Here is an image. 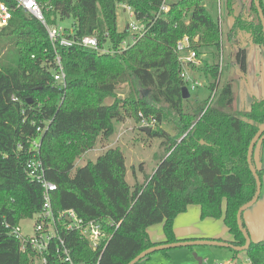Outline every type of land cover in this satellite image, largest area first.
I'll list each match as a JSON object with an SVG mask.
<instances>
[{"label": "trees", "instance_id": "obj_1", "mask_svg": "<svg viewBox=\"0 0 264 264\" xmlns=\"http://www.w3.org/2000/svg\"><path fill=\"white\" fill-rule=\"evenodd\" d=\"M37 1L48 24L72 18L75 36H93L97 47H52L42 24L21 10L0 31V39L10 40L17 55L15 66H0V264H33V252H21L10 234L21 220L41 210L42 189L25 170L32 159L41 161L45 178L56 185L52 211L73 210L85 222H98L109 236L103 250L93 252L79 234L61 233L76 264H96L98 257V264H128L157 245L146 233L155 224H163L162 244L180 241L173 222L192 205L199 208L201 219L223 217L229 243L243 246L236 213L255 193L246 153L264 120V99L252 102L248 110L227 113L233 94L225 82L215 105L207 107L206 99L184 111L177 42L187 37L198 57L204 49L220 47L218 22L203 0H178L166 12L159 11L162 0ZM0 2L13 6L11 0ZM125 6L148 30L122 48L130 35L126 27L118 30L117 12L126 13ZM235 6L236 0H225V12L233 19L228 40L243 35L264 49L253 0L248 10L256 22L245 8L236 12ZM57 56L64 84L53 79ZM235 60L245 72L243 48ZM190 68L209 77L208 90L214 88L217 62L204 60ZM108 99L112 102L105 104ZM141 117L172 127V133L159 127L144 132L160 140L161 152L154 155L156 168L151 175L143 174L142 182L136 177L133 185L127 182L125 156L118 147H107L94 161L75 167L82 154L114 135L115 123ZM254 169L261 178V169ZM53 246L49 263L59 264ZM243 252L250 264H264V239L251 242Z\"/></svg>", "mask_w": 264, "mask_h": 264}, {"label": "rangeland", "instance_id": "obj_2", "mask_svg": "<svg viewBox=\"0 0 264 264\" xmlns=\"http://www.w3.org/2000/svg\"><path fill=\"white\" fill-rule=\"evenodd\" d=\"M178 0H166V4H172ZM252 0H236V12L239 9L245 8L249 13L250 18L256 22V16L248 7ZM203 5L215 22L220 19V38L219 42L222 44L223 49V68L220 75L219 87L225 82H230L233 102L232 108L225 112L230 114H237L242 110H248L250 104L256 100H260L259 85L264 82V49L253 44L243 35H237V38L242 36L245 41H238V45L234 44L233 38L228 40V33L230 31L233 19L228 17L225 12V0H221V13L218 15V4L215 0H203ZM261 6L264 9V0H260ZM238 8V9H237ZM258 16V15H257ZM129 22L128 15L119 10L117 12V27L121 31L124 29L126 23ZM56 23L69 29L73 24L72 18L63 20L56 19ZM127 39L126 41H128ZM238 48H243L246 51V70L243 72L236 64L235 53ZM208 61L217 62V49L209 48ZM211 53V54H209ZM214 58L212 59V57ZM17 62V55L13 44L10 40L4 38L0 39V66L12 67ZM202 82V87L196 89L194 92L189 93V98L184 101V111H191L201 102L208 100L210 90L208 84L210 79L201 74L195 75ZM227 80V81H226ZM214 82V81H213ZM219 91H217L218 93ZM120 94V93H119ZM120 96V95H119ZM111 100H106L105 104H110ZM215 105V102H213ZM142 118L136 122L132 118H126L120 123H115V133L108 140L96 143L93 149L85 152L75 161V167L83 166L87 161H94L95 158L101 154L107 147H118L125 156V164L127 167V182L130 185L134 184V180L142 182V175H151L156 168L157 162L154 155L160 154L158 138H150L145 135L142 129L156 130L158 127L162 130L172 133V127L162 121L156 123L152 117L144 120L145 126H142ZM252 162L256 168L261 169L262 175L260 178V194L257 201L245 210L242 214L244 228L248 235L255 241H262L264 239V133L254 146L252 153ZM136 177V179H135ZM223 210V209H222ZM34 218L23 219L20 221V226L23 232L27 235L30 234V228L33 224ZM177 228L181 232H185L192 237H209L213 235H221L227 233L223 217L200 218V211L197 206H188L186 211L178 215L173 222V231ZM146 233L150 241L164 240L163 224H155L147 228ZM217 239V238H216ZM192 250V252H189ZM241 253V254H240ZM237 253L238 262L235 264H247L243 260L246 258L244 252ZM190 254V258H189ZM234 254L224 248H216L213 246H193L172 248L169 250L158 251L150 254L148 257L143 258L138 264H186L185 258L191 259L192 263L199 264V259L203 260L201 264H226V261L233 258ZM205 260V261H204ZM231 260V259H230ZM264 262V254L262 255Z\"/></svg>", "mask_w": 264, "mask_h": 264}, {"label": "built area", "instance_id": "obj_3", "mask_svg": "<svg viewBox=\"0 0 264 264\" xmlns=\"http://www.w3.org/2000/svg\"><path fill=\"white\" fill-rule=\"evenodd\" d=\"M13 6H9L0 2V31L7 27L11 20L13 13L21 10L38 20L44 27L49 42L52 47L71 48L83 47L96 49L97 41L93 36L76 37L73 24L69 29L59 26L57 23L48 24L44 14L43 6L37 0H11ZM218 4V15L221 13V0H215ZM126 14L129 17V22L125 25L126 30L129 32V40L123 42L122 48H126L134 43L137 39L142 37L148 30L144 24L138 23L133 19V11L130 7L125 6ZM160 12L168 11L166 0H162ZM220 25V19H218ZM176 53L178 54V62L181 65L180 77L185 82V87L188 92H194L196 89L202 87V82L196 78L192 73L190 66H201L202 61L197 56L196 52L189 46L187 37H183L177 42ZM55 69L53 79L55 82L64 84L65 73L60 60V57L55 59ZM217 67L218 78L214 81V88L210 91L207 101V107L212 105L216 100L219 91L220 73L223 68V49L220 43L219 50L217 51ZM142 118V117H141ZM142 126H145L144 118ZM34 148H38V144H33ZM27 177L31 182L37 183L42 189V206L38 214L33 218V224L30 228V234L27 235L19 225L10 229V234L19 243L21 252L31 251L34 254L33 264H50V245L53 243V257L59 264H76L71 255V249L66 241L62 238L63 232H75L79 237L87 242L89 248L95 252L103 250L106 242L109 239L107 233L102 229L101 225L96 221H83L80 219L73 210H65L55 214L52 211L51 197L52 193L56 190V185L48 181L44 176V168L39 159L29 160L25 165ZM99 257L96 264H98ZM249 263V261H248ZM250 264V263H249Z\"/></svg>", "mask_w": 264, "mask_h": 264}, {"label": "water", "instance_id": "obj_4", "mask_svg": "<svg viewBox=\"0 0 264 264\" xmlns=\"http://www.w3.org/2000/svg\"><path fill=\"white\" fill-rule=\"evenodd\" d=\"M253 3H254V6L256 8V11H257V15H258V19H259V22L261 25L262 33L264 35V11L261 8L260 0H253ZM180 91H181L182 99L187 100L189 98V92H188L187 88L185 86L181 87ZM142 131L145 133H150V130L147 128L142 129ZM263 132H264V120L261 123V125L259 126V128H258L257 132L255 133V135L253 136V138L251 139V141L248 145V148H247V153H246V162H247L248 168H249V170H250V172H251V174L255 180V193H254V196L252 197V199L250 201H248L247 203L243 204L242 206H240L238 208L237 213H236V224H237L239 231L243 235V238L245 241L243 246L236 247L231 243L219 241L217 239L178 241L175 243L157 244V245L141 252L133 260H131L128 264H136L140 260H142L143 258H145L146 256H148L154 252L169 250L172 248L193 247V246L203 245V246L228 248V249H231L233 251H238V252H243V251L247 250L250 246L251 241H250V238H249L247 231L245 230V228L243 226L242 214L245 210H247L249 207H251L257 201L259 194H260V186H261L260 185V178L256 174V171H255L253 163H252V153H253V149H254L255 144L260 139ZM198 261H199V264H201V259H199Z\"/></svg>", "mask_w": 264, "mask_h": 264}, {"label": "crops", "instance_id": "obj_5", "mask_svg": "<svg viewBox=\"0 0 264 264\" xmlns=\"http://www.w3.org/2000/svg\"><path fill=\"white\" fill-rule=\"evenodd\" d=\"M204 5H206L205 3H204ZM246 39H248L247 37H246ZM240 40H242V41H244L243 39H242V36L240 37V38H237V37H234L233 38V42H234V44L236 43V45H238L237 43H239L238 41H240ZM249 39H248V42H246V44H249ZM244 43H245V41H244ZM208 52H210L209 51V49H204V50H202V53H201V56H200V60L201 61H208ZM207 53V54H206ZM209 54H211V53H209ZM209 62V61H208ZM227 81V80H226ZM228 82V81H227ZM230 83V82H229ZM233 94V93H232ZM259 95H260V100L261 99H264V82H262L260 85H259ZM259 169V168H258ZM242 222H243V220H242ZM243 226H244V223H243ZM176 231L174 232L175 233V237H176V239H178V240H180V241H192V240H206V239H218L219 241H223V242H230L231 240H232V238H231V236L228 234V233H224V234H221V235H213V236H209V237H204V236H201V237H192L191 235H188L187 233H185V232H181L178 228H177V225H176ZM249 238H250V241L251 242H253V243H255V242H257V241H255L253 238H251V236H249ZM152 243H154V244H162L163 242H164V240H159V241H151ZM216 248H220V247H216ZM224 249H226V250H228V251H230L231 253H232V251H231V249H228V248H224ZM189 252H192V250H190ZM238 253H240V252H238ZM241 254V253H240ZM189 258H190V254H189ZM189 258H185V263L186 264H194V263H192V261H191V259H189ZM243 258V260L245 261V262H247V264H249L248 263V260L245 258L244 259V257H242ZM231 259V260H230ZM230 259H228L227 261H226V264H235V262H238V256L237 255H234L233 256V258L231 257ZM205 261V260H204ZM201 263H203V260H201Z\"/></svg>", "mask_w": 264, "mask_h": 264}]
</instances>
